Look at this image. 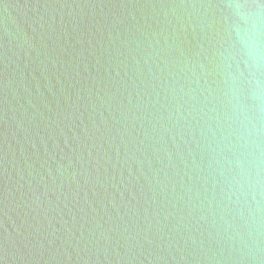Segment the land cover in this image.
Wrapping results in <instances>:
<instances>
[{"label": "water", "instance_id": "water-1", "mask_svg": "<svg viewBox=\"0 0 264 264\" xmlns=\"http://www.w3.org/2000/svg\"><path fill=\"white\" fill-rule=\"evenodd\" d=\"M0 264H264V0H0Z\"/></svg>", "mask_w": 264, "mask_h": 264}]
</instances>
